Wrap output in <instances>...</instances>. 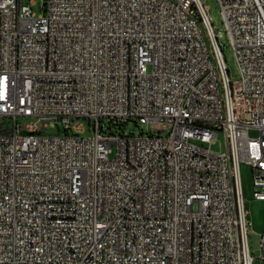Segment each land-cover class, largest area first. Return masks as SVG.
<instances>
[{
	"label": "built area",
	"instance_id": "1",
	"mask_svg": "<svg viewBox=\"0 0 264 264\" xmlns=\"http://www.w3.org/2000/svg\"><path fill=\"white\" fill-rule=\"evenodd\" d=\"M216 1L233 82L203 0H0V264H253L239 167L264 202V0Z\"/></svg>",
	"mask_w": 264,
	"mask_h": 264
},
{
	"label": "rangeland",
	"instance_id": "2",
	"mask_svg": "<svg viewBox=\"0 0 264 264\" xmlns=\"http://www.w3.org/2000/svg\"><path fill=\"white\" fill-rule=\"evenodd\" d=\"M204 4L207 6V11L211 19V26L214 34L220 33L221 37L218 39L219 48L221 51L222 59L224 62L226 76L229 82H233L238 78V72L232 56V52L228 43V39L224 33L223 24L220 17L219 6L216 0H203ZM32 12L36 16L40 15L41 12V0H35V3L30 6ZM28 119L18 118L17 124L21 127V130L24 131V126L28 123ZM78 122L83 131L80 136L88 137L90 132L88 130L89 123L86 119L71 120L70 124ZM13 124V121L7 118L0 117V129L10 128ZM56 128L42 127V124L39 123L37 126L38 133L42 135H57L59 130L61 132V126L56 125ZM98 127L101 128V133L104 135H118L120 132L124 134H134L137 132L156 134V127L139 125L136 122H125L124 120H112L108 121L107 119L99 120ZM132 130V131H131ZM68 135H71V132H67ZM161 136H166V130L160 134ZM225 149L223 135L217 133L215 143L210 147V150L215 153L223 152ZM241 187L243 190V195L245 198V208L247 210V224L248 230L246 232L247 238V248L250 256L253 258V264H255V257L257 256V241L259 239V233L264 228V202H254L250 197V181H249V172L244 166L239 167Z\"/></svg>",
	"mask_w": 264,
	"mask_h": 264
},
{
	"label": "trees",
	"instance_id": "3",
	"mask_svg": "<svg viewBox=\"0 0 264 264\" xmlns=\"http://www.w3.org/2000/svg\"><path fill=\"white\" fill-rule=\"evenodd\" d=\"M2 133H7L6 131H3Z\"/></svg>",
	"mask_w": 264,
	"mask_h": 264
}]
</instances>
